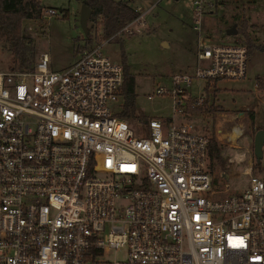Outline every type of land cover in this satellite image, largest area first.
<instances>
[{
	"label": "built area",
	"instance_id": "2783aa9c",
	"mask_svg": "<svg viewBox=\"0 0 264 264\" xmlns=\"http://www.w3.org/2000/svg\"><path fill=\"white\" fill-rule=\"evenodd\" d=\"M160 2L136 4L138 17L118 34H135ZM225 3L264 0H192L198 66L173 75L177 105L193 77L248 75L244 39L217 41L203 25ZM100 43L63 70L45 52L31 67L0 71V264H264V142L261 161L240 172L246 187L231 191V173L211 169L208 133L172 119L134 128L122 116L123 66Z\"/></svg>",
	"mask_w": 264,
	"mask_h": 264
},
{
	"label": "rangeland",
	"instance_id": "374dc122",
	"mask_svg": "<svg viewBox=\"0 0 264 264\" xmlns=\"http://www.w3.org/2000/svg\"><path fill=\"white\" fill-rule=\"evenodd\" d=\"M155 0H134L147 10ZM42 10L53 8L56 14L43 18L41 24L30 21L25 24V32L32 36L31 46L36 47L39 57L47 52L51 67L63 70L70 67L79 58L78 52L86 48L87 33L81 24L83 0H40ZM213 16L206 14L203 25H210L217 41H234L244 39L239 34L242 22L247 21L248 31L264 43V4L241 9L234 4H218ZM239 15L240 19L234 21ZM224 16L227 23H222ZM91 17V16H90ZM192 0H161L146 16V25H135V34L120 35L117 39L103 37V25L99 21L88 20L87 29L95 39L94 45L103 44L102 52L115 63H122L123 54L131 66L136 82V106L147 117L172 119L176 123H188L206 133L214 134L218 143L225 147L229 157V171L215 166V174L225 176L231 191L243 189L248 184V176L240 172L250 161L256 159L254 154V132L264 127V90L257 85V76L264 75V52H255L248 58V75L242 81L220 80L211 83L210 90H205L206 79L193 77L187 92L181 96V104L172 94L173 75H194L198 66V33L194 29L195 19ZM237 23L238 34L230 36L226 30ZM257 26V30L253 26ZM138 29L140 31H138ZM10 65V53L0 43V71H6ZM204 65V62L201 63ZM218 88L217 91L214 90ZM163 87L168 91L157 93ZM208 93L209 99L204 104L194 107L195 97ZM151 96V97H150ZM216 106V110H210ZM183 108V111L179 110ZM254 112L255 124H251L249 112ZM135 128L139 120H129ZM243 127V135L238 138L233 127ZM238 129V128H237ZM249 151V152H248ZM245 153L244 161L231 163ZM211 162V161H210ZM123 254H119L122 257ZM114 258V253L108 255Z\"/></svg>",
	"mask_w": 264,
	"mask_h": 264
},
{
	"label": "trees",
	"instance_id": "16d2710c",
	"mask_svg": "<svg viewBox=\"0 0 264 264\" xmlns=\"http://www.w3.org/2000/svg\"><path fill=\"white\" fill-rule=\"evenodd\" d=\"M134 0H83L93 13L90 20L100 22L103 25L104 39H117L120 37L118 32L129 22L138 17L139 12L135 9ZM42 6L40 0H0V43H3L10 53V65L7 69H21L31 67L37 57L36 47L31 46L32 36L25 32V24L30 21H36L41 24ZM240 16L234 17L238 21ZM222 23H227L224 16L220 18ZM247 21L242 22L239 28V34H242L244 41L248 46V58L255 52H264V43L259 42L257 36H253L248 31ZM257 30V26H253ZM95 39L91 30L87 29L86 47L92 48ZM122 66L124 70V82L121 94L124 98V109L122 116L128 120H147L144 113L140 112L136 106V82L135 76L131 71V66L127 61V56L123 54ZM216 79L214 83L219 82ZM257 85L260 90H264V75L257 76ZM210 81L206 82L205 88L208 90ZM214 90L217 91L218 88ZM210 110L215 111L216 106H211ZM251 124H255L254 112H249ZM166 122L169 119H165ZM257 128L254 135L259 129ZM209 136V155L212 171L217 165L219 168L229 171V157L225 154V147L218 143L214 134L208 133ZM257 163L256 166H258Z\"/></svg>",
	"mask_w": 264,
	"mask_h": 264
},
{
	"label": "water",
	"instance_id": "95a60500",
	"mask_svg": "<svg viewBox=\"0 0 264 264\" xmlns=\"http://www.w3.org/2000/svg\"><path fill=\"white\" fill-rule=\"evenodd\" d=\"M92 13L93 10L88 5L83 4V9L81 13V24L85 29L86 33H87L88 20L92 15ZM226 34L230 36L237 35L238 34L237 23H234L230 28H228L226 30ZM263 142H264V128L259 129L256 132L254 138V154L258 162L261 161L263 157V151H262Z\"/></svg>",
	"mask_w": 264,
	"mask_h": 264
},
{
	"label": "bare ground",
	"instance_id": "6f19581e",
	"mask_svg": "<svg viewBox=\"0 0 264 264\" xmlns=\"http://www.w3.org/2000/svg\"><path fill=\"white\" fill-rule=\"evenodd\" d=\"M239 132V129L235 128L234 134H238Z\"/></svg>",
	"mask_w": 264,
	"mask_h": 264
}]
</instances>
